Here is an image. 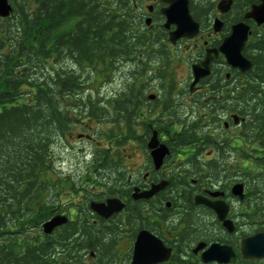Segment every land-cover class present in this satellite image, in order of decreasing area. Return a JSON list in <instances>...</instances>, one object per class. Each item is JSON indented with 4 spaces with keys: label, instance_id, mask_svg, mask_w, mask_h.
Returning a JSON list of instances; mask_svg holds the SVG:
<instances>
[{
    "label": "flooded vegetation",
    "instance_id": "obj_1",
    "mask_svg": "<svg viewBox=\"0 0 264 264\" xmlns=\"http://www.w3.org/2000/svg\"><path fill=\"white\" fill-rule=\"evenodd\" d=\"M218 1L209 10L206 22L198 21L195 37H181L174 43L169 40L174 26L165 28V18L160 13L165 2L142 0L134 6L143 23L138 31L149 38L131 43L129 67L136 102L130 129L124 118H105L100 124L119 126L114 141L104 137L101 142L93 129L82 132L83 126L69 131L66 142L63 140L72 147L74 141L69 140L78 131V140L86 138L104 150L98 151L100 164L112 165L114 172L109 175L104 169L97 174L93 173L96 169L86 166L85 170L72 169L64 174L63 157L55 155L53 160L54 179L58 172L62 178L69 177L77 194L65 205L58 206L51 199L52 206L46 212L49 216L44 221L65 214L67 221L73 223L72 233L80 234L79 239L85 238L84 229L91 227L89 223L103 233L98 241L101 249L90 250L87 244L72 248L73 255L77 252L81 260L77 264H93L100 252L108 254L104 258L107 264H131L135 240L141 231L156 237L169 251L167 259L152 264H264V255L250 258L241 249L243 238L264 232V129L258 136L239 133L243 117L234 111L231 96L236 69L225 63L221 53H211L209 75L191 86L192 64L201 63L207 49L216 48L238 21L233 20V3L228 12L221 13L216 6ZM215 18L222 23L218 30L213 26ZM247 22L250 28L251 23L255 24L253 20ZM176 61L189 64L187 74L179 82L175 80ZM170 73L174 76L172 89L168 87ZM105 125L104 133L108 131ZM187 134L194 138L182 145ZM151 140L156 142L155 147H149ZM163 145L167 150L157 154L155 160L152 151ZM128 147L131 154L126 153ZM83 159L90 160L85 152ZM236 185H240V194L233 192ZM153 187L157 189L151 196H141ZM196 195L223 202L231 229L224 226L213 209L196 203ZM109 198L119 200L118 211L103 217L91 209V202H106ZM199 244L202 247L198 248ZM211 244L227 247L220 257L226 261L203 259V252Z\"/></svg>",
    "mask_w": 264,
    "mask_h": 264
},
{
    "label": "trees",
    "instance_id": "obj_2",
    "mask_svg": "<svg viewBox=\"0 0 264 264\" xmlns=\"http://www.w3.org/2000/svg\"><path fill=\"white\" fill-rule=\"evenodd\" d=\"M10 1V14L0 17V264H77L81 260L72 248L87 244L86 248L97 250L103 233L89 223L85 238L79 239L70 221L43 232L59 182L57 175L53 177L55 155L62 156L56 145L62 146L60 142L76 126L93 120L100 129L94 133L98 139L102 135L114 141L118 136V125L102 131L100 120L105 118H124L130 129L136 102L131 68L120 91L107 99L99 86L130 65L134 40L149 38L138 31L143 23L134 6L142 0ZM258 1L233 0V20H241ZM189 2L194 18L205 23L213 3ZM73 19L70 29L62 28ZM243 55L252 66L234 72L233 108L243 117L239 133L258 136L264 129V25L251 23ZM95 82L98 85L90 87ZM173 86L170 73L168 87ZM82 118L85 122H79ZM192 136L187 134L182 145ZM98 151L104 150L83 147L82 153L91 155L92 161L86 166L96 169L93 173L105 169L110 175L114 167L100 164ZM106 256L100 252L92 263L107 264Z\"/></svg>",
    "mask_w": 264,
    "mask_h": 264
},
{
    "label": "water",
    "instance_id": "obj_3",
    "mask_svg": "<svg viewBox=\"0 0 264 264\" xmlns=\"http://www.w3.org/2000/svg\"><path fill=\"white\" fill-rule=\"evenodd\" d=\"M166 3L164 7L160 9V13L164 16L165 21L163 26L169 28L171 25L174 26L173 30L169 33V40L174 43L177 39L193 38L199 31V22L196 21L189 9V0H161ZM233 0H219L217 3V9L221 13L228 12L231 8ZM150 9V6L148 7ZM12 10L11 3L9 0H0V17H7ZM248 20H253L256 25L264 24V0H259L258 3H254L250 8L243 14L242 20L234 22L231 25L230 32L225 35L221 43L212 49H207L205 58L201 63H194L191 66L192 82L191 86L195 85L200 79L209 75V63L211 60V53L217 55L221 53L225 59V63L240 72H245L251 68V60L243 55V48L246 41L251 33L250 25ZM146 23H149V18L146 19ZM214 28L218 30L221 26V20L215 18ZM236 117V116H235ZM235 122H237L235 118ZM83 136V135H80ZM89 137V136H87ZM156 142L151 140L149 147H155ZM167 149L163 146L154 149L152 151L153 157L156 160L157 154L166 151ZM157 187H153L149 191H145L141 194L142 197H149L155 191ZM240 185L233 187L235 194H240ZM196 203H203L206 206L213 209L219 220L223 221V224L228 229H231L229 221L225 219L226 206L221 201H211L207 198L196 195ZM90 207L97 214L107 217L112 213L120 209L119 200L116 198H109L106 202H91ZM67 217L62 214L52 216L42 224L43 232L48 234L59 225L67 222ZM147 231H141L135 240L134 252L131 264H152L167 259L169 255L168 249L164 248L163 244L156 238L152 237ZM202 247V244L198 245V248ZM226 246H220L218 244H211L202 254L205 261L218 259L222 260V255L226 253ZM241 249L243 254L250 258H258L264 255V232H256L248 237L241 240Z\"/></svg>",
    "mask_w": 264,
    "mask_h": 264
},
{
    "label": "rangeland",
    "instance_id": "obj_4",
    "mask_svg": "<svg viewBox=\"0 0 264 264\" xmlns=\"http://www.w3.org/2000/svg\"><path fill=\"white\" fill-rule=\"evenodd\" d=\"M203 1H205V3L209 2L210 4H212V3L215 4V2H217L218 0H203ZM74 21L75 20L73 19V20L65 22L62 25V28L67 29V30L70 29L72 27V24L74 23ZM175 65H176V67L174 68L176 70L175 80L177 79L179 82V80L183 79V77H185V75L187 74L189 64L186 62V65H184V64L176 61ZM129 66L130 65H124V67L122 69H120L119 71H117L115 73L111 82L103 83L99 86V91L102 92L103 97L105 99H107V97H109L112 93H117L118 91H120V86L122 85V82L125 79L124 74L127 73L128 68H130ZM173 78H174V76H173ZM97 85H98L97 82H95L90 87H96ZM85 120L86 119L82 118V120H79V122L80 121L85 122ZM100 125L103 128L105 123L100 124ZM81 126H83L85 128L84 130H82V132H85V133H90L92 131V129L94 131H100L98 125L96 124V122L94 120L89 121L86 124H83ZM79 127H80V125L76 126L75 128L77 129ZM105 128L107 130H109L111 127H110V125L106 124ZM77 132L73 133V136L71 135V138H70L71 140H69L70 143H73V141H74L72 147L65 145L66 143L63 141L60 142V144H63L62 146H58V144L56 145V150L59 151L63 157L62 160L64 163L62 165L63 166L62 169L66 168V169L62 170L64 174L71 173L72 169L75 171L76 170L82 171V170L86 169V165L88 164V161L83 159V157H84V154L82 153L83 149L80 151L78 149V147H85L87 149V151H90V150L92 151L94 149V144L92 142L88 141L86 138L78 140ZM235 133H236V131H235ZM100 137H102V135H100ZM102 141H105L104 136L101 138V142ZM240 144L243 148H246L245 144H243V143H240ZM131 151H132V149L130 147H128L126 149L127 154H131L132 153ZM90 156L91 155H88L87 159H90ZM76 158H78V159H76ZM79 161H81V162L79 163ZM62 176H63V174L61 172H58V178H59L58 187H57L54 195L51 197V199H53V202L56 205L58 204V206L59 205H65L64 202H66L67 199H71V198H73V196H75L77 194V191L73 190L74 188L71 186L72 182H71V180H69V177H63L62 178Z\"/></svg>",
    "mask_w": 264,
    "mask_h": 264
}]
</instances>
